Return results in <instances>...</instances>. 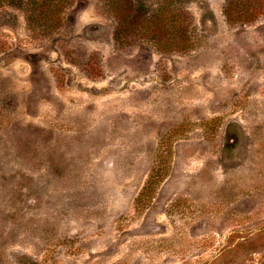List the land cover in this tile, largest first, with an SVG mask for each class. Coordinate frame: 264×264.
I'll list each match as a JSON object with an SVG mask.
<instances>
[{
	"label": "rangeland",
	"instance_id": "obj_1",
	"mask_svg": "<svg viewBox=\"0 0 264 264\" xmlns=\"http://www.w3.org/2000/svg\"><path fill=\"white\" fill-rule=\"evenodd\" d=\"M225 1L135 0L116 39L110 0L45 35L0 7V264H264V16Z\"/></svg>",
	"mask_w": 264,
	"mask_h": 264
},
{
	"label": "trees",
	"instance_id": "obj_2",
	"mask_svg": "<svg viewBox=\"0 0 264 264\" xmlns=\"http://www.w3.org/2000/svg\"><path fill=\"white\" fill-rule=\"evenodd\" d=\"M73 2L74 0H0V7L4 5L20 7L24 11L29 29L39 35H45L62 25L63 10ZM110 5L115 10L118 19L115 32L116 39L123 35L126 28L132 27L135 20H138V15L135 13L137 10L136 2L135 0H110ZM223 13L229 22L236 21L243 24L254 22L264 16V0H226L223 6ZM144 16L147 18V22H151V24L160 25L163 23V19L167 20L168 23H173L170 15L166 17L165 15L161 16L160 13L147 12L143 15V18ZM148 29L151 32V28L148 27ZM159 31L155 30V32H152L156 40L159 39ZM173 45L178 50H183L189 44L177 41ZM167 154L162 152L159 161L152 166L147 181L138 196V200L141 203L147 199L152 189L167 173L169 167Z\"/></svg>",
	"mask_w": 264,
	"mask_h": 264
}]
</instances>
